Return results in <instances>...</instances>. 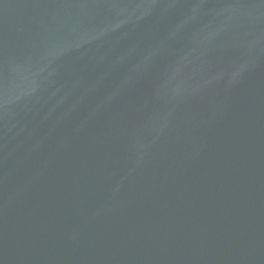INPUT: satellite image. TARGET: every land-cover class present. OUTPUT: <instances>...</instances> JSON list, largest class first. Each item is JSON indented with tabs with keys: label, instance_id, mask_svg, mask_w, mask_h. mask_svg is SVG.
<instances>
[{
	"label": "water",
	"instance_id": "water-1",
	"mask_svg": "<svg viewBox=\"0 0 264 264\" xmlns=\"http://www.w3.org/2000/svg\"><path fill=\"white\" fill-rule=\"evenodd\" d=\"M0 264H264V0H0Z\"/></svg>",
	"mask_w": 264,
	"mask_h": 264
}]
</instances>
